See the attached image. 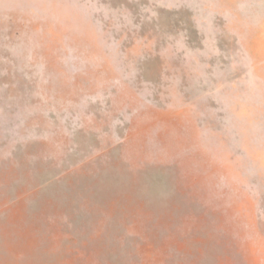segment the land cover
Listing matches in <instances>:
<instances>
[{"label": "rangeland", "instance_id": "1", "mask_svg": "<svg viewBox=\"0 0 264 264\" xmlns=\"http://www.w3.org/2000/svg\"><path fill=\"white\" fill-rule=\"evenodd\" d=\"M0 264H264V0H0Z\"/></svg>", "mask_w": 264, "mask_h": 264}]
</instances>
